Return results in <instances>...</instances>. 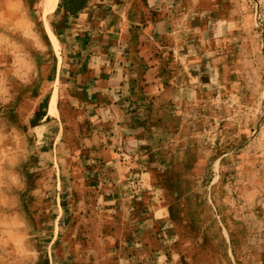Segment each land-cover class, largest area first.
I'll use <instances>...</instances> for the list:
<instances>
[{
  "label": "rangeland",
  "instance_id": "obj_1",
  "mask_svg": "<svg viewBox=\"0 0 264 264\" xmlns=\"http://www.w3.org/2000/svg\"><path fill=\"white\" fill-rule=\"evenodd\" d=\"M46 1L0 17V264H116L90 177L53 160L66 100ZM228 2L245 31L223 81L148 114L155 196L172 219L164 264H264V0Z\"/></svg>",
  "mask_w": 264,
  "mask_h": 264
},
{
  "label": "crops",
  "instance_id": "obj_2",
  "mask_svg": "<svg viewBox=\"0 0 264 264\" xmlns=\"http://www.w3.org/2000/svg\"><path fill=\"white\" fill-rule=\"evenodd\" d=\"M54 4L49 29L66 102L56 107L53 160H78L75 174L90 177L114 229L106 251L114 249L116 264H164L172 219L155 196L161 159L148 114L223 81L225 49L242 41L245 26L228 0H47L46 11Z\"/></svg>",
  "mask_w": 264,
  "mask_h": 264
},
{
  "label": "clouds",
  "instance_id": "obj_3",
  "mask_svg": "<svg viewBox=\"0 0 264 264\" xmlns=\"http://www.w3.org/2000/svg\"><path fill=\"white\" fill-rule=\"evenodd\" d=\"M15 2H22V0H5V5L3 8H0V17H4L5 11L7 9V6L9 4L15 3Z\"/></svg>",
  "mask_w": 264,
  "mask_h": 264
},
{
  "label": "bare ground",
  "instance_id": "obj_4",
  "mask_svg": "<svg viewBox=\"0 0 264 264\" xmlns=\"http://www.w3.org/2000/svg\"><path fill=\"white\" fill-rule=\"evenodd\" d=\"M49 7H51V5Z\"/></svg>",
  "mask_w": 264,
  "mask_h": 264
}]
</instances>
